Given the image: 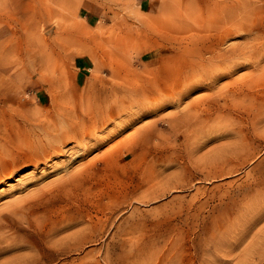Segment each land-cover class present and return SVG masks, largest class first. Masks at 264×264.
<instances>
[{
  "label": "rangeland",
  "instance_id": "rangeland-1",
  "mask_svg": "<svg viewBox=\"0 0 264 264\" xmlns=\"http://www.w3.org/2000/svg\"><path fill=\"white\" fill-rule=\"evenodd\" d=\"M261 30L264 0H0V264H264Z\"/></svg>",
  "mask_w": 264,
  "mask_h": 264
},
{
  "label": "bare ground",
  "instance_id": "bare-ground-1",
  "mask_svg": "<svg viewBox=\"0 0 264 264\" xmlns=\"http://www.w3.org/2000/svg\"><path fill=\"white\" fill-rule=\"evenodd\" d=\"M237 14H238V13H237ZM207 31H208V30H207ZM235 31H236V30H235ZM261 32H264V30H261ZM261 32H260V33H261ZM195 33H196V32H195ZM174 35H175V34H174ZM174 35L172 34V36H174ZM185 35H186V34H185ZM196 35H197V34H196ZM262 35H264V34H262ZM258 36L260 37L259 34H258ZM180 37H181V36H180ZM185 37H186V36H185ZM187 37H188V36H187ZM173 38H174V37H173ZM173 38H171V39H173ZM174 39H175V38H174ZM253 39H254V38H253ZM253 39H252V40H253ZM256 39H257V36H255V40H256ZM176 40H177V39H176ZM183 40H184V39H182V41H183ZM252 40H251V41H252ZM257 40H258V39H257ZM251 41H250V42H251ZM257 42H258V41H257ZM212 43H213V42H212ZM253 43H255V42H253ZM261 43H262V42H261ZM249 44H250V43H249ZM255 45H256V44H255ZM257 45H259V44H257ZM204 46H205V45H204ZM246 46H248V45H246ZM250 46H251V45H250ZM262 46H264V45H262ZM262 46H261V47H262ZM244 47H245V46H244ZM248 47H249V46H248ZM251 47H253V46H251ZM251 47H250V49H251ZM257 47H258V46H257ZM208 48H209V47H208ZM242 48H243V47H242ZM254 48H255V46H254ZM244 49H245V51H247V48H246V47H245ZM250 49H249V50H250ZM258 49H259V48H258ZM262 49H264V48H262ZM262 49H259V50H262ZM232 50H233V48H232ZM249 50H248V51H249ZM201 51H202V50H201ZM243 51H244L243 49H241V48L239 49V48H238V49H234V50H233V53H238V52H239L238 54H240V53H242ZM245 51H244V52H245ZM257 51H258V50H257ZM203 52H204V51H203ZM213 52H214V51H213ZM215 52H216V51H215ZM261 52H262V53L260 54V56H261V58H262V56H264V51H261ZM211 53H212V52H211ZM229 53H230V51H229ZM245 53H246V52H245ZM251 53H252V51H251ZM207 54H208V53H207ZM219 54H220V53H219ZM219 54H217V55L215 54V55H213V56H216L215 58H219V57H218ZM238 54H236L235 56H237ZM247 54H248V53H247ZM252 54H253V53H252ZM254 54H255V53H254ZM225 55H226V54H225ZM225 55H221V57H220L223 61H227V58H228V57H226V56H228V55H226V56H225ZM243 55H244V54H243ZM256 55H258V54H256ZM233 56H234V55H232V56H230V57L233 58ZM235 56H234V58L236 59ZM238 56H239V55H238ZM246 56H247V55L245 54L244 57L246 58ZM239 57H241V55H240ZM257 57H258L259 59H261L259 56H257ZM242 58H243V57H242ZM255 58H256V57H255ZM199 59H200V58H199ZM211 59H214V58L211 57ZM253 59H254V58H253ZM253 59H252V60H253ZM201 60H202V59H201ZM208 60H210V59H208ZM232 60H234V59H232ZM232 60H231V61H232ZM239 60H240V59H239ZM245 60H246V59H245ZM245 60H244V61H245ZM262 60H264V59H262ZM262 60H261V61H262ZM216 61H217V59H216ZM235 61L238 62L237 60H235ZM235 61H234V62H235ZM242 61H243V60H242ZM214 62H215V61H214ZM220 62L222 63V61H220ZM220 62H219V63H220ZM232 62H233V61H232ZM232 62H231V63H232ZM234 62H233V63H234ZM247 62H248V61H247ZM217 63H218V62H216V65H215L214 63H211V64H210V63L208 62V64H209L208 66L201 65V66H199V67H197L195 64H190V63L188 64V63H187V66H183L182 71H183V73H184V71H185V69H186V71L189 72V73H187V76H186V77H184V74H183V77H184L185 80L188 81V79L190 78V74H191V73H194V72L199 73V72H200V73H201V74L199 73L200 76H202L203 74H204V75H205V74H206V75L208 74L209 76H211L210 78L207 77V79L210 80V82L212 83V82L215 81V80H214V76H213L214 72L217 73V72H219L218 69H221V67L218 68ZM221 63H220V64H221ZM233 63H232L230 66H232ZM238 63H239V62H238ZM243 63H244V62H243ZM260 63H261V62H260ZM202 64H203V63H202ZM212 64H214V65H212ZM240 64H241V62H240ZM240 64H239V66H240ZM245 64H246V62H245ZM225 65H226V64H225ZM256 65H257V64H256ZM258 65L260 66L259 63H258ZM258 65H257V66H258ZM233 66H234V65H233ZM236 66H238V65H236ZM239 66H238V67H239ZM242 66H243V65H242ZM224 67H226V66H224ZM224 67H223V68H224ZM243 67H244V66H243ZM223 68H222V69H223ZM231 68H232V67H231ZM255 68H256V67H255ZM257 68H258V67H257ZM262 68H264V66H262ZM262 68L260 67V69H262ZM258 69H259V68H258ZM258 69H257V71H258ZM260 69H259V71H260ZM195 70H196V71H195ZM151 71H152V70H151ZM216 71H217V72H216ZM229 71H230V70H229ZM221 72H222V71H221ZM224 72H225V71H224ZM262 72H264V69H262ZM196 73H194V75H195ZM252 73H253V72H252ZM255 73H256V72H255ZM145 75H146V74H145ZM149 75H151V74H149ZM219 75H220V74H219ZM248 75H251V74H248ZM162 76H163V75H162ZM174 76H176V75H174ZM226 76H227V75H226ZM255 76H257V77H256L257 80L260 79V78L258 77V75H255ZM259 76H261V74H260ZM183 77H181V75H180V77H179L178 79L183 78ZM191 77H192V75H191ZM194 77H196V76H194ZM151 78H152V77H151ZM154 78H155V77H154ZM154 78H152V79H154ZM176 78H177V77H176ZM248 78L251 79L250 76H249ZM248 78H247V80H249ZM261 78H264V77H261ZM155 79H156V78H155ZM155 79H154V80H155ZM253 79H255V77H254ZM182 80H183V79H181V81H182ZM238 80H239V79H238ZM241 80H244V78H242ZM241 80H239V81H241ZM181 81L179 82V81H177V79H174V80L171 79V80L168 82V84H167L166 86L164 85V87H163V86H162V87L164 88V90H168V91H171V93H174L173 95H177V97L179 96L178 98H176V99H178V100H181L185 94H187V93H189V92H191V91H193V90H196V89H201V87H204L203 84L195 85V86H190V85L187 84V86L184 85V86H183V89H181V87H180V88L178 87V86H180ZM239 81L236 80V81H235V84H236V82L238 83ZM244 81H245V80H244ZM150 82L152 83V81H150ZM242 82H243V81H242ZM253 82L255 83V81H253ZM253 82H252V80H251L252 85H254ZM256 82H259V81H256ZM182 83H183V82H182ZM195 83H196V81H195ZM211 83H210V84H211ZM216 83H217V82H216ZM232 83H233V82H232ZM244 83H245V82H244ZM260 83H261V82H260ZM148 84H150V83L148 82ZM152 84H153V83H152ZM156 84H157V83H156ZM156 84H155V85H156ZM183 84H184V83H183ZM235 84H234V85H235ZM239 84H240V83H239ZM247 84H248V82H247ZM249 84H250V83H249ZM157 85H158V84H157ZM157 85H156V86H157ZM193 85H194V84H193ZM149 86H151V85H149ZM156 86H155V89H154V90L157 91V93H162V92H161L162 89H161L160 87H156ZM206 86H207V85H206ZM212 86H213V83H212ZM228 86H229V85H228ZM245 86H246V84H245ZM245 86H244V87H245ZM255 86H256V84H255ZM128 87H129V86H128ZM151 87H152V86H151ZM151 87H150V89H151ZM176 87L179 88V92H176V89H175ZM231 87H232V86H231ZM233 87H234V86H233ZM237 87H238V85H237ZM129 88H130V87H129ZM152 88H153V87H152ZM204 88H208V87H204ZM249 88H250V87H249ZM253 88H254V87H253ZM126 89H127V88H126ZM140 89H142V88H140ZM238 89H239V88H237V90H238ZM240 89H243V88H240ZM261 89H262V88H261ZM119 90H121V89H119ZM164 90H163V91H164ZM220 90H221V89H220ZM244 90H245V89H244ZM244 90H243V91H244ZM246 90H247V89H246ZM255 90H256V89H255ZM128 91H129V90H128ZM135 91H136V90H135ZM137 91H138V92L140 91L139 88H138ZM137 91H136V92H137ZM155 91H154V92H155ZM218 91H219V90H218ZM233 91H235V90L233 89ZM241 91H242V90H241ZM248 91H249V89H248ZM115 92H116V91H115ZM118 92H119V91H118ZM136 92H135V93L133 92V94H135V96H137V95H136ZM138 92H137V93H138ZM151 92H152V91H151ZM239 92H240V91H239ZM124 93H125V92H123V95H124ZM130 93H131V92H130ZM130 93H129V94H130ZM139 93L141 94V92H139ZM169 93H170V92H169ZM169 93H168V94H169ZM229 93H230V92H229ZM233 93H234V92H233ZM246 93H247V92H246ZM142 94H143V93H142ZM162 94H163V93H162ZM224 94H225V93H224ZM236 94H237V93H236ZM125 95H126V94H125ZM146 95H149V94L147 93ZM163 95H164V94H163ZM211 95L213 96V94H211ZM219 95H220V94H219ZM243 95H245V93H243ZM243 95H242V98H243ZM129 96L131 97V94H130ZM140 96H141V95H140ZM150 96H151V93H150ZM150 96H149V97H150ZM156 96H157V95H156ZM158 96H159L160 99L163 98V97H162L161 95H159V94H158ZM158 96H157V98H156V97H155V98L158 99ZM167 96H168V95H167ZM169 96H170V95H169ZM171 96H172V95H171ZM171 96H170V98H171ZM215 96H216V95H215ZM220 96H221V95H220ZM235 96H236V95H235ZM246 96H247V95H246ZM246 96H245V97H246ZM137 97H138V96H137ZM137 97H134V98H137ZM142 97H144V96H142ZM142 97H141V100H143ZM147 97H148V96H147ZM151 97H152V96H151ZM151 97H150V98H151ZM172 97H173V96H172ZM240 97H241V96H240ZM131 98H132V97H131ZM134 98H133V99H134ZM167 98H168V97H167ZM170 98H168V99H170ZM173 98H174V97H173ZM201 98H202V97H201ZM127 99H128V98H127ZM129 99H130V98H129ZM165 99H166V97H164V101H165ZM184 99H185V98H184ZM208 99H209V98H208ZM147 100H148V99H147ZM152 100H153V99H152ZM162 100H163V99H162ZM178 100H177V101H178ZM205 100H206V99H205ZM219 100H220V99H219ZM121 101H122V100H121ZM128 101H129V100H128ZM134 101H137V100L134 99ZM134 101H131V102H132V103H131V106L133 105ZM153 101H154V100H153ZM170 101H171V100H170ZM172 101H173V100H172ZM105 102H106V101H105ZM107 102H109V101L107 100ZM107 102H106V103H107ZM110 102H111V101H110ZM110 102H109V103H110ZM113 102H114V101H113ZM118 102H119V101H118ZM122 102H123V101H122ZM125 102H127V101H125ZM139 102L141 103V101H139ZM149 102H150V100H149ZM157 102H158V100H157ZM160 102L162 103V101H160ZM168 102H169V101H168ZM168 102H166V103H168ZM175 102H176V101H175ZM201 102H202V99H200V100L197 99V100H195V101H192V102H191V105H194L195 107L200 108L199 105H200ZM206 102H208V101H206ZM219 102H220V101H219ZM111 103H112V102H111ZM120 103H121V102H120ZM120 103H119V104H120ZM137 103H138V102H137ZM137 103H136V105H137ZM140 103H139V105H140ZM142 103L145 104V100H144V102L142 101ZM147 103H148V102H147ZM154 103H155V102H154ZM172 103H173V102H172ZM178 103H179V102H178ZM204 103H205V102H204ZM94 104H95V103H94ZM123 104H124V102H123ZM144 104H143V107H144ZM150 104H151V103H150ZM189 104H190V102H189ZM212 104H213V103H212ZM127 105H128V103H127ZM146 105H147V104H146ZM153 105H154V104H153ZM153 105H151V106H153ZM155 105H156V104H155ZM191 105H189V106L191 107ZM98 106H99V105H98ZM109 106H112V105H109ZM129 106H130V103H129V105H128V108L131 109V106H130V107H129ZM133 106H134V105H133ZM140 106H142V105H140ZM140 106H139V107H140ZM187 106H188V104H187ZM200 106H203V105H200ZM210 106H211V105H210ZM99 107L101 108V106H99ZM143 107H140V108H143ZM148 107H149V106H148ZM212 107H213V106H212ZM92 108H93V107H92ZM105 108H106V107H105ZM107 108H108V107H107ZM110 108H111V107H109V110H110ZM152 108L154 109V106H153ZM152 108H151V109H152ZM185 108H186V107H185ZM202 108H203V107H201V109H202ZM205 108H206V106H205ZM94 109H95V107H94ZM94 109H92V110H94ZM98 109H99V108H98ZM144 109H147L146 106H145ZM148 109H149V108H148ZM148 109H147V110H148ZM183 109H184V108H183ZM203 109H204V108H203ZM206 109H207V108H206ZM206 109H205V110H206ZM218 109H219V108H218ZM101 110H102V109H101ZM107 110H108V109H107ZM109 110H108V111H109ZM113 110H114V109H113ZM117 110H118V109H117ZM132 110H133V109H132ZM185 110H186V109H185ZM199 110H200V109H199ZM205 110H204V111H205ZM211 110H212V109H211ZM94 111H95V110H94ZM108 111H106V114H105L104 112H103L104 114H102V112H101L100 114H98V116H94L95 113L93 112L94 115L91 116V117H88L89 120H90V122H88V124L92 122V124L95 125V124H97V122H102V126L106 125L107 122H109V121H108V118H109V117H110V118L113 117V115L110 116L112 113H110V112H108ZM110 111L112 112V110H110ZM118 111H122V110H120V107H119V110H118ZM125 111H126V110H125ZM125 111H124V112H125ZM151 111H152V110H151ZM153 111H154V110H153ZM196 111H197V110H196ZM202 111H203V110H202ZM202 111H199L198 114H199L200 112H202ZM65 112H66V111H65ZM72 112H74V111L72 110ZM83 112H84V111H83ZM96 112L98 113V111H96ZM99 112H100V111H99ZM107 112H108V113H107ZM114 112H115V111H114ZM116 112H117V111H116ZM127 112H128V111H126V113H127ZM132 112H133V111H132ZM205 112H208V111H205ZM209 112H210V111H209ZM215 112H217V111L215 110ZM87 113H88V112H87ZM87 113H86V114H87ZM118 113L120 114V112H117L116 115H118ZM128 113H129V112H128ZM146 113H147V112H146ZM194 113H196V112L194 111ZM213 113H214V112H213ZM66 114H67V113H66ZM69 114H70V113H69ZM74 114H75V113H74ZM83 114H84V113H83ZM101 114L104 115V116H100ZM183 114H184V113H183ZM202 114H203V113H202ZM222 114H223V113H222ZM70 115H72V114H70ZM114 115H115V114H114ZM130 115H131V114H129V115H127V116H130ZM132 115H133V114H132ZM134 115H136V113H134ZM194 115L196 116V114H194ZM206 115H208V114H206ZM68 116H69V115H68ZM72 116H73V115H72ZM87 116H88V115H87ZM118 116H119V115H118ZM127 116H126V117H127ZM183 116L185 117L186 115H183ZM201 116H202V115H201ZM187 117H188V116H187ZM197 117H198V116H197ZM212 117H213V116H212ZM79 118H80V117H79ZM86 118H87V117H86ZM176 118H177V117H176ZM195 118H196V117H195ZM201 118H202V117H201ZM215 118H216V117H215ZM69 119H70V117H69ZM71 119H73V118H71ZM71 119H70V120H71ZM82 119H83V118H82ZM131 119H132V118H131ZM178 119H179V117H178ZM182 119H184V118L182 117ZM182 119H181V120H182ZM203 119H204V118H203ZM87 120H88V119H87ZM104 120H106V121H104ZM110 120H111V119H110ZM112 120H113V119H112ZM127 120H128V118H127ZM127 120H126V122H127ZM197 120H198V119H197ZM76 121H77V120H76ZM85 121H86V120H85ZM85 121H84V123H85ZM129 121H131V120H129ZM187 121H188V120H187ZM202 121H203V120H202ZM205 121H206V120H204V122H205ZM81 122H82V121H81ZM179 122H180V121H179ZM184 122H185V121H184ZM193 122H194V121H193ZM193 122H192V123H193ZM195 122H196V121H195ZM195 122H194V123H195ZM199 122H200V121H199ZM169 123H170V122H169ZM177 123H178V122H177ZM177 123H176V124H177ZM185 123H186V122H185ZM194 123H193V124H194ZM201 123H203V122H201ZM78 124H79V122H78ZM81 124H82V123H81ZM86 124H87V123H86ZM86 124H84V125H86ZM99 124H100V123H99ZM125 124H126V123H125ZM178 124H179V123H178ZM199 124H200V123H199ZM84 125H83V126H84ZM100 125H101V124H100ZM107 125H108V124H107ZM122 125H123V124H122ZM81 126H82V125H81ZM83 126H82V127H83ZM89 126H90V124H89ZM181 126H182V125H181ZM90 127H91V126H90ZM104 127H106V126H104ZM124 127H125V126H124ZM189 127H190V125H189ZM76 128H77V127H76ZM95 128H96V127H95ZM100 128H101V127H100ZM100 128H99V130H100ZM106 128H107V127H106ZM106 128H105V129H106ZM181 128H182V127H180V129H181ZM82 129H83V128H82ZM82 129H81V130H82ZM49 130H52V128H51V129L49 128ZM60 130H62V129H60ZM70 130H72V129H70ZM70 130H68V131H70ZM73 130H74L73 133H74L75 131L77 132V130H75V128H74ZM78 130H80V129H78ZM81 130H80V131H81ZM95 130H96V129H95ZM107 130H109V129H107ZM177 130H179V129H177ZM80 131H78V132L80 133ZM83 131H84V130H83ZM101 131H103V130H101ZM109 131H110V130H109ZM111 131H112V130H111ZM208 131H209V130H208ZM49 132H50V131H49ZM76 132H75V133H76ZM85 132H86V131H85ZM87 132H88V131H87ZM87 132H86V133H87ZM91 132H92V131H91ZM94 132H95V131H94ZM97 132H98V131H97ZM105 132L107 133V131H105ZM114 132H115V131H114ZM52 133H53V131H52ZM58 133H59V131H58ZM79 133H76V134H79ZM81 133H84V132H81ZM109 133H110V132H109ZM49 134H50V133H49ZM65 134H66V133H65ZM65 134H64V135H65ZM56 135H57V134H56ZM72 135H73V134H72ZM80 135H81V134H80ZM92 135H93V134H91V136H92ZM95 135H96V134H95ZM108 135H109V134H108ZM110 135H112V133H111ZM73 136H75V134H74ZM77 136L79 137V135H77ZM83 136H85V135H83ZM83 136H82V138H83ZM59 137H60V136H59ZM64 137H65V136H64ZM67 137H68V135H67ZM78 137H76V138L79 139ZM107 137H108V136H107ZM133 137H134V136H133ZM56 138H57V137H56ZM72 138H73V137H71L70 139H72ZM82 138L79 139V141H78L79 144H80V143L82 144V142H83V144H85V142L83 141L84 139H82ZM89 138L91 139V137H89ZM95 138H96V137H95ZM108 138H109V137H108ZM108 138H107V139H108ZM128 138H130V137H128ZM77 139H76V140H77ZM53 140H54V138H53ZM73 140H74V138H73ZM87 140H88V139H87ZM94 140H95V139H94ZM94 140H93V142H94ZM96 140H97V138H96ZM96 140H95V142L98 141V140H97V141H96ZM102 140H103V139H102ZM129 140H130V139H129ZM54 141H55V140H54ZM71 141H72V140H71ZM100 141H101V140H100ZM131 141H132V140H131ZM58 142H59V141H58ZM58 142H56V143H58ZM74 142L76 143L77 141L74 140ZM104 142H105V141H104ZM132 142H133V141H132ZM38 143H39V142H38ZM54 143H55V142H54ZM61 143L64 145V142H63V141H62ZM97 143L99 144V142H97ZM133 143H134V142H133ZM86 144H87V143H86ZM88 144H89V143H88ZM95 144H96V143H95ZM45 145H46V143H45ZM89 145H90V144H89ZM91 145H92V143H91ZM46 146H47V145H46ZM78 146H79V145H78ZM84 146H85V145H84ZM84 146H83V148H84ZM93 146H94V145H93ZM99 146H100V145H99ZM47 147H49V146H47ZM55 147H56V146H55ZM62 147H63V146H62ZM79 147H81V146H79ZM119 147H120V145H119ZM121 147H122V146H121ZM41 148H42V147H41ZM49 148H50V147H49ZM60 148H61V146H60ZM81 148H82V147H81ZM85 148H86V147H85ZM90 148H92V146H90ZM94 148H95V147H94ZM126 148H127V147H126ZM50 149H51V148H50ZM50 149H49V150H50ZM58 149H59V148H58ZM77 149H78V148H77ZM79 149H80V148H79ZM87 149H88V148H87ZM87 149H86V150H87ZM43 150H44V149H43ZM45 150H46V149H45ZM49 150H48V151H49ZM56 150H57V149H56ZM38 151H39V149H38ZM38 151H37V152H38ZM50 151H51V150H50ZM125 151H126V150H125ZM40 152H41V151H40ZM44 152L47 153L46 151H44ZM81 152H82V150H81ZM30 153H31V152H30ZM52 153H53V152H52ZM54 153H55V152H54ZM78 153H79V152H78ZM50 154H51V152H50ZM79 154H80V153H79ZM34 155H35V154H34ZM34 155H33V156H34ZM102 155H103V154H102ZM41 156H42V155H41ZM45 156H47V155L45 154ZM50 156H51V155H50ZM36 157H37V156H36ZM39 157H40V156H39ZM47 157H48V156H47ZM42 158L44 159V157H42ZM42 158H41V159H42ZM48 158H49V157H48ZM39 159H40V158H39ZM41 159H40V161H41ZM50 159H51V158H50ZM33 160H34V159H33ZM45 160H46V159H45ZM47 160H49V159H47ZM9 162H11V161H9ZM37 162H38V161H37ZM42 162H43V161H42ZM44 162H46V161H44ZM1 164H2V162H1ZM2 165H4V163H3ZM2 165H1V167H2L1 169H4L5 167L3 168ZM36 165H37V164H36ZM4 166H5V165H4ZM6 166H7V165H6ZM11 168H12V167H11ZM85 169H86V168H85ZM85 169H84V170H85ZM12 170H13V169H12ZM12 170H11V172H13ZM7 171H8V169H6V172L3 171L1 175L4 176V177H7V176H9V175H12L11 172H7ZM73 172H74V171H73ZM75 174H76V173H75ZM78 174H79V173H78ZM71 175H72V174H71ZM71 175H70L69 177H71ZM2 176H1V177H2ZM11 178H12V177H11ZM63 178H64V177H63ZM71 178H73V176H72ZM64 179H65V178H64ZM64 179H60L59 181L63 182ZM66 179H67V178H66ZM66 179H65V180H66ZM78 179H79V178H78ZM78 179H77V180H78ZM70 180H71V179H70ZM73 180H74V178H73ZM59 181H56V184H59ZM68 181H69V180H68ZM1 182H2V181H1ZM1 182H0V183H1ZM72 182H73V181H72ZM77 182H78V181H77ZM54 183H55V182H54ZM54 183H53V184H54ZM63 183H65V182H63ZM66 183H67V181H66ZM66 183H65V187H67V186H66ZM53 184H52V185H53ZM56 184H55V185H56ZM60 186H61V184H60ZM62 187H63V185H62ZM69 187H70V186H69ZM69 187H68V188H69ZM57 188H59V187H57ZM60 188H61V187H60ZM60 188H59V189H60ZM46 189H47V188H46ZM59 189H58V191H59ZM70 189H71V187H70ZM47 190H48V189H47ZM47 190H46V191H47ZM38 192L41 193V194H42V193L44 194V193H45V190H44V191H41V190L39 191V190H38ZM59 192H60V191H59ZM38 196H39V195H38ZM39 197H40V196H39ZM20 201H21V200H20ZM10 202H11V201H10ZM12 204H14V203H12ZM17 205H18V203H17ZM6 206H7V205H6ZM13 207H14V206H13ZM13 207H12V208H13ZM2 208H3V207H2ZM2 208H0V210H2ZM17 210H18V209H17ZM18 211H21V209H19ZM0 212H1V211H0ZM6 212H7V211H6ZM2 213H3V212H2ZM2 213H1V214H2ZM1 227H2V225H1ZM259 256H261V255H259Z\"/></svg>",
  "mask_w": 264,
  "mask_h": 264
}]
</instances>
